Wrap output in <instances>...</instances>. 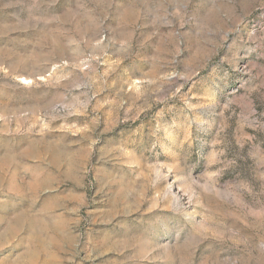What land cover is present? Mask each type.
<instances>
[{
    "label": "rangeland",
    "instance_id": "rangeland-1",
    "mask_svg": "<svg viewBox=\"0 0 264 264\" xmlns=\"http://www.w3.org/2000/svg\"><path fill=\"white\" fill-rule=\"evenodd\" d=\"M0 264H264V0H0Z\"/></svg>",
    "mask_w": 264,
    "mask_h": 264
}]
</instances>
